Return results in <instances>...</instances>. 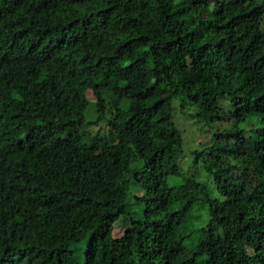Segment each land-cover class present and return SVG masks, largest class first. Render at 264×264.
<instances>
[{"label":"trees","instance_id":"16d2710c","mask_svg":"<svg viewBox=\"0 0 264 264\" xmlns=\"http://www.w3.org/2000/svg\"><path fill=\"white\" fill-rule=\"evenodd\" d=\"M0 264H264V0H0Z\"/></svg>","mask_w":264,"mask_h":264},{"label":"rangeland","instance_id":"374dc122","mask_svg":"<svg viewBox=\"0 0 264 264\" xmlns=\"http://www.w3.org/2000/svg\"><path fill=\"white\" fill-rule=\"evenodd\" d=\"M89 101H94L91 94L87 96ZM173 105V122L181 131V136L183 140L181 157L178 160V165L182 168L186 175V170H189L192 161V152L194 150L200 149L202 146L207 145L211 134L214 131L213 126H206L203 121H201L194 110L193 107L188 105H183L180 98H176L172 101ZM91 103L88 104V108H91ZM88 110V109H87ZM89 130L96 132L98 130H103L105 132V124L99 123L96 126H90ZM193 171V170H191ZM201 180L205 179L203 174L199 176ZM198 177V178H199ZM169 185H178L181 182V178L175 179L169 177ZM141 195V192L138 193ZM124 232V227L120 224L114 226L112 231V237L118 238Z\"/></svg>","mask_w":264,"mask_h":264}]
</instances>
